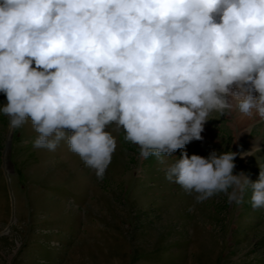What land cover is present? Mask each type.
<instances>
[{
	"label": "clouds",
	"instance_id": "9594fccd",
	"mask_svg": "<svg viewBox=\"0 0 264 264\" xmlns=\"http://www.w3.org/2000/svg\"><path fill=\"white\" fill-rule=\"evenodd\" d=\"M0 93L10 129L30 121L37 149L66 141L100 181L109 125L166 164L213 113L264 122V0H0ZM238 155L183 151L165 178L196 203L251 189L264 208V166L252 181Z\"/></svg>",
	"mask_w": 264,
	"mask_h": 264
},
{
	"label": "rangeland",
	"instance_id": "374dc122",
	"mask_svg": "<svg viewBox=\"0 0 264 264\" xmlns=\"http://www.w3.org/2000/svg\"><path fill=\"white\" fill-rule=\"evenodd\" d=\"M210 118L203 140L166 164L141 158L109 125L117 146L100 181L66 141L37 149L30 121L13 130L0 113V264H264V208H252L251 189L240 205L223 193L196 203L165 178L183 151L231 150L244 155L234 173L258 179L264 122L238 112Z\"/></svg>",
	"mask_w": 264,
	"mask_h": 264
}]
</instances>
